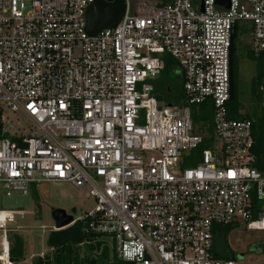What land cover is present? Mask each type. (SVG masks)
Returning <instances> with one entry per match:
<instances>
[{
	"label": "built area",
	"instance_id": "obj_1",
	"mask_svg": "<svg viewBox=\"0 0 264 264\" xmlns=\"http://www.w3.org/2000/svg\"><path fill=\"white\" fill-rule=\"evenodd\" d=\"M95 1L0 0V188H88L95 207L79 220L126 262L237 264L214 258L213 225L264 233V172L252 122L228 113L231 35L246 25L264 53V0H230L225 12L216 0H124L119 24L91 37ZM165 56L183 81L176 104L154 93ZM200 105L212 107L210 135L196 131ZM2 256L13 264L8 246Z\"/></svg>",
	"mask_w": 264,
	"mask_h": 264
},
{
	"label": "trees",
	"instance_id": "obj_2",
	"mask_svg": "<svg viewBox=\"0 0 264 264\" xmlns=\"http://www.w3.org/2000/svg\"><path fill=\"white\" fill-rule=\"evenodd\" d=\"M173 0H158L155 7H161ZM239 35L242 42L239 44ZM250 29L244 24H237V38L235 40L234 55V100L228 104L230 119L249 120L252 122V136L254 145L252 153L255 156V167L264 172V53L255 54L250 45ZM239 44V45H238ZM239 51H238V49ZM238 51V54H237ZM166 66L161 76L154 82V93L165 98L173 96L174 89L179 88L176 94L177 101L184 99L182 77L174 73L179 68L173 60L165 56ZM241 61L248 63L251 80H243ZM170 72L175 74V81L169 79ZM193 122L199 133L210 135L213 110L210 105L193 106ZM209 147L208 142L201 146L195 154L199 157L201 152ZM37 186L31 187L35 200H39ZM107 237L96 234L89 229L87 219L77 220L70 227L51 231L47 244L49 252L36 257L33 264H133L118 258L114 245L108 246ZM110 240V239H109ZM111 242V241H110ZM84 250V255H81ZM22 257V244L20 240L11 241L10 259L19 262Z\"/></svg>",
	"mask_w": 264,
	"mask_h": 264
},
{
	"label": "rangeland",
	"instance_id": "obj_3",
	"mask_svg": "<svg viewBox=\"0 0 264 264\" xmlns=\"http://www.w3.org/2000/svg\"><path fill=\"white\" fill-rule=\"evenodd\" d=\"M158 0H135L136 6L150 9ZM133 0L131 1V5ZM242 38L239 35V44ZM238 44V45H239ZM238 49V47H237ZM239 51V49H238ZM237 51V54H238ZM248 63L241 61L243 80L249 83L251 80ZM169 79H176L175 74L170 72ZM179 88H175L173 96L165 98V104H176ZM39 200L33 198L30 192L27 195L16 193L7 197L3 188H0V264H3V244L11 247V241L20 240L22 244V257L19 262L13 264H33L36 257L49 252L47 239L51 231H55V221L52 213L62 209L79 220L95 207L94 200L89 196L88 188H76L70 183H42L37 185ZM108 246L111 247L109 239ZM227 244L232 251L237 264H252L261 259L253 248L262 246L264 249V233L250 232L244 227L243 222L236 224L227 235ZM82 250L81 255H84ZM10 257V256H9ZM250 257V258H248Z\"/></svg>",
	"mask_w": 264,
	"mask_h": 264
},
{
	"label": "water",
	"instance_id": "obj_4",
	"mask_svg": "<svg viewBox=\"0 0 264 264\" xmlns=\"http://www.w3.org/2000/svg\"><path fill=\"white\" fill-rule=\"evenodd\" d=\"M126 3L124 0H115L113 2L97 0L86 10V32L89 36L95 37L100 32L115 28L126 12ZM230 0H216V9L220 12L228 11ZM203 11V8L201 9ZM237 38V26L232 28L231 48H230V101L234 100V55L235 40ZM158 101H163V97L156 95ZM73 214L75 209L72 210ZM67 214L65 210L57 209L52 213L55 221V231L63 230L75 223L74 216ZM232 230L231 224L213 225V256L215 259L229 260L234 259V255L227 244V235ZM261 252L260 249L255 250Z\"/></svg>",
	"mask_w": 264,
	"mask_h": 264
},
{
	"label": "flooded vegetation",
	"instance_id": "obj_5",
	"mask_svg": "<svg viewBox=\"0 0 264 264\" xmlns=\"http://www.w3.org/2000/svg\"><path fill=\"white\" fill-rule=\"evenodd\" d=\"M257 249L262 250L263 248H262V246H255V247L253 248L254 251L257 250Z\"/></svg>",
	"mask_w": 264,
	"mask_h": 264
},
{
	"label": "bare ground",
	"instance_id": "obj_6",
	"mask_svg": "<svg viewBox=\"0 0 264 264\" xmlns=\"http://www.w3.org/2000/svg\"><path fill=\"white\" fill-rule=\"evenodd\" d=\"M1 224H2V223L0 222V227L2 226ZM3 246L7 247L6 243H4ZM6 249H7V248H6ZM6 251H7V250H6ZM6 255H7V253H6ZM2 259H3V260L5 259L4 256H2Z\"/></svg>",
	"mask_w": 264,
	"mask_h": 264
},
{
	"label": "crops",
	"instance_id": "obj_7",
	"mask_svg": "<svg viewBox=\"0 0 264 264\" xmlns=\"http://www.w3.org/2000/svg\"><path fill=\"white\" fill-rule=\"evenodd\" d=\"M257 254H259V252L255 251Z\"/></svg>",
	"mask_w": 264,
	"mask_h": 264
}]
</instances>
